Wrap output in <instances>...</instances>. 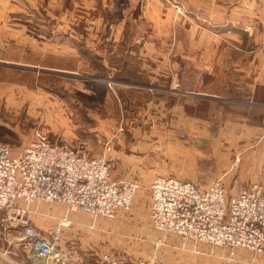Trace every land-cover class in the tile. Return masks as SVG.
Wrapping results in <instances>:
<instances>
[{
	"label": "rangeland",
	"instance_id": "374dc122",
	"mask_svg": "<svg viewBox=\"0 0 264 264\" xmlns=\"http://www.w3.org/2000/svg\"><path fill=\"white\" fill-rule=\"evenodd\" d=\"M141 1L104 0L98 17L83 0H0V142L12 157L37 132L52 144L83 145L109 164L113 182L138 186L130 209L117 213L125 226L91 217L97 245L78 247L82 260L223 264V249L153 228L149 187L173 176L202 189L218 181L228 198L264 189V39L227 18L193 26L188 0L166 3L165 24L143 21ZM90 31L99 36L75 39ZM112 32L123 37L114 42ZM64 45L74 52L63 54ZM27 208L41 232L66 213L53 202ZM5 218L0 209V264H25L6 242ZM237 261L264 264V255L239 250Z\"/></svg>",
	"mask_w": 264,
	"mask_h": 264
},
{
	"label": "built area",
	"instance_id": "2783aa9c",
	"mask_svg": "<svg viewBox=\"0 0 264 264\" xmlns=\"http://www.w3.org/2000/svg\"><path fill=\"white\" fill-rule=\"evenodd\" d=\"M137 190L135 184L113 182L109 164L90 157L83 145L52 144L37 132L22 153L12 157L8 145L0 142V209L6 212V242L14 244L25 264H159L117 261L110 255L91 263L63 241V231L71 225L66 214L79 211L93 219L112 220L118 211L130 209ZM149 196L151 223L159 233L219 247L226 254L223 264L238 263L239 250L264 255L260 185L228 198L218 181L202 189L194 182L164 176L152 181ZM33 201L61 204L66 213L46 232L38 231L27 208Z\"/></svg>",
	"mask_w": 264,
	"mask_h": 264
},
{
	"label": "crops",
	"instance_id": "0c3cea01",
	"mask_svg": "<svg viewBox=\"0 0 264 264\" xmlns=\"http://www.w3.org/2000/svg\"><path fill=\"white\" fill-rule=\"evenodd\" d=\"M86 4V6H91V10L95 12L98 16L99 8L102 5V1L104 0H83ZM113 1V0H112ZM118 0H115L117 2ZM127 2H137V0H125ZM177 0H171L172 3H175ZM189 6L188 9L190 11L189 17L192 18L189 19V22L196 26L197 20L201 18H209L210 17H220V18H227V23L230 21H236V23L242 25L241 30H249L250 33H247V36H250V38L254 39H264V0H205L204 5L198 4V0H188ZM170 5L169 0H142L141 1V16L143 18L141 20H145L147 22H156V21H162V24H165L166 21H164L163 16L165 13L163 10L167 7H165L167 4ZM119 5V4H114ZM85 6V5H84ZM170 7H173L170 5ZM168 10H170L168 8ZM211 11V12H210ZM99 17V16H98ZM152 19V20H151ZM88 24L92 23L95 24V16L93 18V21H86ZM98 22V19L96 20V23ZM100 22V21H99ZM169 22V21H168ZM233 23V22H232ZM171 22H169V25ZM237 24V25H238ZM247 25V26H245ZM260 30V31H259ZM190 38L197 39V32L191 30L190 32ZM230 32H228L229 34ZM65 34L67 39L72 38V34H70L68 31H65ZM249 34V35H248ZM99 36L97 32H86L83 34H77L75 39L76 40H89V39H95ZM252 36V37H251ZM110 40L112 41H118L123 37V34L120 32H112L110 33ZM233 38L235 40H238L237 36L229 37ZM93 46V45H92ZM62 49L66 50L63 54L68 55L71 54V52H74V47H70L68 45H64ZM92 49L94 50L95 47L93 46ZM132 216V214L130 215ZM121 214H117L114 222L110 223H104L111 227L112 229H116L117 227H123L125 226L126 222L121 218ZM70 223L71 225L64 230L63 233V241L66 244H72L76 251H78V247H96V243L94 242V235L89 237L87 233V229H92L93 227L90 226L91 223L94 224V228L97 229V224L95 221L91 219V217L87 214H84L82 212H75L71 213L70 216ZM94 240V241H93ZM79 254V255H78ZM79 258H82L81 253L78 251L77 253ZM115 260L119 261L124 258H114ZM130 259V258H129ZM128 260V259H127ZM22 262V261H21Z\"/></svg>",
	"mask_w": 264,
	"mask_h": 264
},
{
	"label": "bare ground",
	"instance_id": "6f19581e",
	"mask_svg": "<svg viewBox=\"0 0 264 264\" xmlns=\"http://www.w3.org/2000/svg\"><path fill=\"white\" fill-rule=\"evenodd\" d=\"M241 192V191H240ZM150 206V205H149Z\"/></svg>",
	"mask_w": 264,
	"mask_h": 264
}]
</instances>
